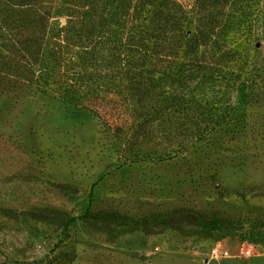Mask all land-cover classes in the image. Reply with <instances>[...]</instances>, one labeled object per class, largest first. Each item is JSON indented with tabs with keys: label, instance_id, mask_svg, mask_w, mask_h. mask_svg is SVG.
<instances>
[{
	"label": "rangeland",
	"instance_id": "1",
	"mask_svg": "<svg viewBox=\"0 0 264 264\" xmlns=\"http://www.w3.org/2000/svg\"><path fill=\"white\" fill-rule=\"evenodd\" d=\"M230 9L221 36L230 65L241 64L262 95L237 91L233 104L248 125L226 124L174 160L122 164L90 111L0 94V205L15 210L0 209V264H264V0H235ZM47 205L75 215L90 207L135 215L221 210L243 226L226 237L176 228L116 233L80 218L65 231L60 217L31 211ZM217 244L225 251L213 255Z\"/></svg>",
	"mask_w": 264,
	"mask_h": 264
},
{
	"label": "trees",
	"instance_id": "2",
	"mask_svg": "<svg viewBox=\"0 0 264 264\" xmlns=\"http://www.w3.org/2000/svg\"><path fill=\"white\" fill-rule=\"evenodd\" d=\"M234 2L0 0V94L90 111L122 164L174 160L226 124L248 125L233 104L237 91L252 100L262 95L255 81L245 80L241 64L230 65L233 55L223 45ZM56 185L80 190L73 183ZM0 209L15 215L12 207ZM31 211L60 217L65 231L80 218L116 233L176 228L226 237L243 226L241 217L221 210L135 215L90 207L75 215L47 205Z\"/></svg>",
	"mask_w": 264,
	"mask_h": 264
},
{
	"label": "built area",
	"instance_id": "3",
	"mask_svg": "<svg viewBox=\"0 0 264 264\" xmlns=\"http://www.w3.org/2000/svg\"><path fill=\"white\" fill-rule=\"evenodd\" d=\"M223 251H225L222 246L220 244H217L213 249H212V253L213 255H219L222 254Z\"/></svg>",
	"mask_w": 264,
	"mask_h": 264
},
{
	"label": "water",
	"instance_id": "4",
	"mask_svg": "<svg viewBox=\"0 0 264 264\" xmlns=\"http://www.w3.org/2000/svg\"><path fill=\"white\" fill-rule=\"evenodd\" d=\"M66 19H64V21H65Z\"/></svg>",
	"mask_w": 264,
	"mask_h": 264
}]
</instances>
